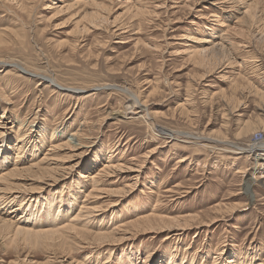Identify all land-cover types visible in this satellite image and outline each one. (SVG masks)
<instances>
[{
  "label": "rangeland",
  "instance_id": "rangeland-1",
  "mask_svg": "<svg viewBox=\"0 0 264 264\" xmlns=\"http://www.w3.org/2000/svg\"><path fill=\"white\" fill-rule=\"evenodd\" d=\"M24 1L25 11L15 0H0V34L8 33L1 34L4 43H0L3 44L0 60L7 61V65H0V147L7 146L8 155L11 153L13 159L18 154L24 164L22 168H28L33 162L42 167L52 166L50 159L64 160L66 154L64 151L56 153L47 146L51 132L64 131L67 135L72 130H80L83 127L80 123L84 121L87 128L94 126L86 133L91 139L85 155L72 171L55 172L57 183L51 185L50 181L43 189L38 188L39 184L24 186L23 182H16L23 185L15 190L18 195L11 196L7 202L4 200L10 196L0 195L3 197L0 218L23 221L32 225L35 232L56 230L68 224L69 217L64 213L70 209L69 216L76 215L82 203L87 202L95 209L88 216L83 213L77 225L85 232L82 248L74 246L68 255L58 251V259L54 260L53 249L43 242L33 245L32 240L24 237L23 241L21 236L12 245L9 238L13 235L4 232L0 233V264L262 263L264 186L259 179L252 188L253 195L250 198L244 195L245 191L250 194L244 181L256 173V162L253 156L244 160L247 155L242 151L255 143L264 146V100L254 91L256 87L264 92V76L257 77L253 73V67L264 64V2L254 11L255 18H246L242 26L237 20L243 18L241 7L250 0H245L243 5L235 3L236 0H223V4L219 3L222 0H93L98 7L75 8V14L73 10L55 14L47 9L52 2L57 7L63 0ZM97 8L104 10L108 22L84 32L77 22L83 13ZM118 29L121 31L117 32ZM226 29L229 40L246 46L242 48L243 55L235 61H244L247 67L232 69L227 65L225 53H218L219 59L212 63L215 59L211 56L202 61V57L192 51L194 46H200L198 41L224 40ZM243 75L248 76L254 86L242 80ZM40 77L58 83L66 91L81 89L82 92H58L42 84ZM94 87H99L100 91L92 89ZM128 93L138 95L142 101H147L149 95L145 101L146 112L153 130L143 122L141 114L127 115L122 122L114 118L127 102L126 98L130 99ZM132 117L135 119H130ZM30 120L32 127L23 128ZM19 123H22L21 130L17 129ZM247 126L252 128L248 136H240ZM40 127L44 131L39 133ZM24 130L30 132H26L28 136L21 144L17 137ZM257 131L262 133L261 137L256 136ZM29 138L31 142L37 141L26 147ZM168 138L173 141L168 143ZM38 145L45 148L37 153ZM203 145L214 149L206 152ZM105 146H111L109 155L116 157L109 165H126L127 170L120 169L113 179L101 176V184L93 192L99 191L95 194L99 199L93 200L86 195L91 188L90 180L79 177L102 169ZM14 147L21 149L15 151ZM152 149L154 153L149 154ZM113 150L116 151L113 153ZM43 157L46 163L41 161ZM180 158L189 159L176 167V160ZM201 161H205L204 168L197 167ZM244 166V175L236 172ZM3 171L6 169L0 167V172ZM46 179L50 180L45 178L43 182ZM178 189L180 195L173 197L168 193ZM153 214L175 221L194 217L196 221L188 222L186 231L179 237L167 239L168 235L178 233L177 229L146 233L143 228L136 230L129 226ZM118 228L124 230V234L120 231L114 236L115 242L93 240L106 232L112 234ZM109 243L111 245L107 246Z\"/></svg>",
  "mask_w": 264,
  "mask_h": 264
},
{
  "label": "bare ground",
  "instance_id": "bare-ground-1",
  "mask_svg": "<svg viewBox=\"0 0 264 264\" xmlns=\"http://www.w3.org/2000/svg\"><path fill=\"white\" fill-rule=\"evenodd\" d=\"M10 1V0H9ZM13 2H14V0H12ZM16 2H14V3H16V4H18L19 6H20V8H22V10L23 11H25L26 10V8H27V4H25L22 0H15ZM27 1V0H26ZM59 1H62V0H59ZM89 1V0H88ZM97 1V0H96ZM111 1V0H110ZM116 1V0H115ZM114 1V2H115ZM165 1V0H164ZM228 1V0H227ZM251 2L249 3L248 2V5H246V6H242L241 8H243L244 10L242 11V13L240 12V14L241 15H243V18H241V19H238L237 20V24L238 23H240L241 25L242 24H244L245 23V19L246 18H255V13H254V11L258 8V6L259 5H261L262 3V1L264 2V0H250ZM107 2H108V0H107ZM223 0H222V2L221 1H219V3H221V4H223ZM225 2H226V0H225ZM224 2V3H225ZM241 3V5H243L244 3H246L245 2V0H236V2L235 3ZM60 3V2H59ZM65 3V4H64ZM261 3V4H260ZM61 4V5H60ZM59 4V6H57V7H55L54 5H56L55 3H51L50 5H48L47 6V9H49V10H52V11H54L55 12V14L57 13H65V12H67V11H70V10H73V9H75V8H79V7H86V6H88V5H91V7L93 6V5H95L94 4V2H93V0H90L89 2H87L86 0H63L61 3ZM17 5V6H18ZM58 5V4H57ZM103 4H101V6H102ZM163 5V4H162ZM263 5V4H262ZM96 6V5H95ZM106 6H108V5H106ZM130 6V5H129ZM132 6V5H131ZM264 6V5H263ZM96 7H98V6H96ZM136 7V6H135ZM135 7H133V8H135ZM139 7H140V5H139ZM17 8V7H16ZM102 8V7H101ZM101 8H97V10H94V11H89L90 13H86L85 11V13H83L82 14V12H81V14H82V17L80 18V20L77 22V23H79V24H81L80 25V27H82L81 28V30H83L84 32H87V30H89L90 28H95V26H101V24H103V23H107L108 22V20H107V17L104 15V10L102 9V11H99L98 9H100L101 10ZM108 8V7H107ZM106 8V9H107ZM138 8V7H137ZM141 8V7H140ZM46 9V10H47ZM96 9V8H95ZM104 9H105V7H104ZM129 9H130V7H129ZM88 10V9H87ZM86 10V11H87ZM137 10V9H136ZM139 10V9H138ZM148 10V9H147ZM153 10V12H154V9H152ZM241 10V9H240ZM74 11L75 10H73V14H75L74 13ZM111 11V10H110ZM128 11V10H127ZM71 12V11H70ZM88 12V11H87ZM106 12H108L107 10H106ZM132 12V11H131ZM134 12V11H133ZM151 12V11H150ZM150 12H147V13H149V14H152V13H150ZM68 13V12H67ZM137 13H138V11H137ZM54 14V15H55ZM106 14V13H105ZM140 13H138V15H139ZM144 14V13H143ZM79 15V14H78ZM107 15V14H106ZM155 15V14H154ZM76 16H77V14H76ZM151 16V15H150ZM215 16V15H214ZM259 16V15H258ZM53 17V16H52ZM242 17V16H241ZM54 19V18H53ZM147 19V18H146ZM137 20V19H136ZM48 21V20H47ZM247 21V20H246ZM253 21V20H252ZM194 22V21H193ZM220 23V22H219ZM253 23V22H252ZM78 24V25H79ZM222 24V23H221ZM221 24H219L218 26L219 27H225V25H221ZM77 25V26H78ZM106 25V24H105ZM236 26L237 25H235V27H234V29L236 28ZM243 26V25H242ZM247 26V25H246ZM245 26V27H246ZM254 26V25H253ZM103 27V26H102ZM105 27V26H104ZM101 28V27H100ZM237 28H239V27H237ZM78 29H80L79 28V26L77 27V30ZM240 29V28H239ZM244 29V28H243ZM243 29H241L242 31H244ZM58 30V29H57ZM262 30V29H261ZM4 31H7V30H4ZM82 31V32H83ZM119 31H121L120 29H118L117 30V32H119ZM229 30H227L226 29V31H225V35H226V37L224 38V40H221L220 38H218L219 39V42L218 43H216L215 41H212L211 42V40H206V39H202L203 41H198L197 43L200 45L198 48L197 47H193L194 48V50H192V51H194V52H196V54L199 56V57H202V61H204V59H205V61H206V59L207 58H209V56H211L212 57V59H215L214 60V62H212V63H215L216 62V60L217 59H219V58H217V56H218V53H222V54H224V55H226V58L225 59H227V62H228V66L229 67H231L232 69L233 68H237V67H242L243 65V67H245L246 66V64L247 63H244V61L243 62H236L235 60H236V58H238V56H241V55H243V49L242 48H246V46H244L243 44H241L240 43V41L239 42H232L231 40H229V34H227L226 32H228ZM238 31V30H237ZM11 32V31H10ZM91 32V31H90ZM115 33H116V30L114 31ZM230 32H233V30L232 31H230ZM235 32H236V30H235ZM13 33V32H12ZM74 33V32H73ZM1 34H4V35H8V33H1ZM0 34V43H4V40H3V35H1ZM118 35V34H117ZM186 35V34H185ZM249 35V34H248ZM13 36V35H12ZM22 36V35H21ZM263 37V36H262ZM10 38V37H9ZM22 38V37H21ZM193 38H194V36H193ZM222 38V37H221ZM234 38V37H233ZM237 38V36L234 38V39H236ZM23 39V38H22ZM181 39V38H180ZM192 39V38H191ZM195 39V38H194ZM23 41V40H22ZM74 41V40H73ZM189 41H190V39H189ZM193 41V40H192ZM69 42V41H68ZM187 42V41H186ZM58 43V42H57ZM100 43V42H99ZM119 43H121V42H119ZM193 43H194V41H193ZM196 43V42H195ZM204 43H206L207 45H204ZM7 44V43H6ZM147 43H145V45H146ZM1 45H3V44H1ZM0 45V46H1ZM9 45V44H8ZM138 45V44H137ZM149 45V44H148ZM147 45V46H148ZM226 45H228L227 46V48H229V49H226ZM147 46H146V48H147ZM153 46V45H152ZM76 47V46H75ZM148 48H150V46L148 47ZM155 48V47H154ZM153 48V49H154ZM192 48V47H191ZM191 48H190V50H191ZM192 48V49H193ZM195 48H197V50L195 51ZM151 49H152V47H151ZM155 50V49H154ZM191 53V52H190ZM221 54V55H222ZM190 56V55H189ZM194 56V55H193ZM211 57H210V59H211ZM219 57H220V55H219ZM223 57V56H222ZM225 57V56H224ZM193 58V57H192ZM249 58V57H248ZM221 59V58H220ZM199 60V59H198ZM197 60V61H198ZM238 60V59H237ZM249 60V59H248ZM250 60H252V59H250ZM200 61V60H199ZM212 61V60H211ZM220 62H221V60H219ZM258 62V61H257ZM199 63V62H198ZM202 63V62H201ZM200 63V64H201ZM205 63V62H204ZM207 63V65L210 63V62H206ZM250 63V62H249ZM248 63V64H249ZM259 63V62H258ZM195 64H197V63H195ZM199 64V65H200ZM0 65H7V61H4V60H0ZM199 65H197L196 67L198 68V66ZM205 65V64H204ZM215 65H218V64H215ZM247 67V66H246ZM250 68V67H249ZM206 69V68H205ZM205 69H202V70H205ZM231 69V70H232ZM245 69V68H244ZM253 69L255 70V71H253V73H254V75H256L257 77L258 76H264V64H262V63H259L257 66H255V67H253ZM22 70V71H21ZM20 71L22 72V73H24L23 71H24V69H21ZM206 71H207V69H206ZM205 71V72H206ZM210 71V70H209ZM240 71V70H239ZM26 72V71H25ZM25 74V73H24ZM32 74H34V73H32ZM37 75V74H36ZM28 76V75H27ZM198 77V76H197ZM33 78V77H32ZM41 78V80H42V82H44V83H42V84H48L50 87H53L52 89H54V90H58V92L59 91H66V90H64L65 88H62L58 83H54L53 81H49L47 78H45V77H40ZM249 77L248 76H241V79L242 80H244L247 84H249V85H251V86H254V85H252V80H249L248 79ZM33 79H35V78H33ZM260 79H262V78H260ZM259 79V80H260ZM51 80V79H50ZM241 80V81H242ZM264 80V79H263ZM37 82H38V79H37ZM41 83V82H40ZM155 83V82H154ZM157 83V82H156ZM254 83V82H253ZM262 83H264V82H262ZM102 84V83H101ZM106 85V84H105ZM103 86V85H102ZM109 86V85H108ZM236 86V85H235ZM261 86V85H260ZM38 87V86H37ZM152 87H154V86H152ZM234 87V86H233ZM232 87V88H233ZM49 88V87H48ZM103 88V87H102ZM101 88V89H102ZM112 88H113V86H112ZM36 89V88H35ZM92 89H95V90H97V91H100V89H99V87H94V88H92ZM162 89V88H161ZM38 90V89H37ZM70 90H73V92H71ZM105 90V89H104ZM150 90V89H149ZM151 90H152V88H151ZM150 90V91H151ZM156 90V89H155ZM67 91H69V93L71 92V93H74V92H82V90L81 89H69V90H67ZM66 91V92H67ZM153 91V90H152ZM159 90H157V92H158ZM249 91V90H248ZM254 91H255V94H257V95H259L260 96V98H262V100H264V92H262V91H260L259 89L257 90L256 89V87H254ZM264 91V90H263ZM2 92V91H1ZM149 92V91H148ZM147 92V93H148ZM154 92V91H153ZM4 93V92H3ZM13 93V92H12ZM68 93V92H67ZM127 93V92H126ZM149 94V93H148ZM147 94V95H148ZM151 95V94H150ZM231 95V94H230ZM128 96L130 97V99H128V98H126V100H127V102L122 106V109H121V111H119V112H117V115H115L114 113V118L115 119H117L118 121L117 122H122V121H124V120H126L127 119V115L128 116H130V115H132V116H136V115H139V114H141L143 117H144V120L145 121H143L145 124H147V126H148V128L149 127H151V129L150 130H153V128H152V124H150L149 122H148V120L150 119L149 117H148V114H147V109H146V102L148 101V96H147V101L146 100H144V101H142L139 97H138V95L136 96L135 94H133V93H128ZM232 96V95H231ZM1 97V96H0ZM13 97V96H12ZM188 97V96H187ZM190 98V97H189ZM3 99V98H2ZM12 100V99H11ZM187 101H188V99H186ZM185 100V101H186ZM190 100V99H189ZM2 101V100H1ZM0 101V102H1ZM146 101V102H145ZM9 102V101H8ZM189 102V101H188ZM263 102V101H262ZM4 103V102H3ZM186 103V102H185ZM185 105V104H184ZM180 106H182V105H180ZM189 106V105H188ZM191 106V105H190ZM185 108V107H184ZM5 109V108H4ZM3 109V110H4ZM5 111V110H4ZM14 111V110H13ZM128 111H131L130 113H126V112H128ZM192 111V110H191ZM116 112V111H115ZM109 113V112H108ZM33 114V116H35V113L33 112L32 113ZM192 114V113H191ZM264 114V113H263ZM154 116H156V115H154ZM113 117V116H112ZM140 118H141V116H140ZM34 119V118H33ZM130 119H135L134 117H132V118H130ZM132 121V120H131ZM31 123H32V120H30L29 121V123L28 122H25L24 124H23V128H26V126H28L29 128H31L32 127V125H31ZM81 125H83V127L80 129V130H76V131H71V132H69L67 135L65 134V132L63 131L62 133H60V131L59 132H57V131H53V132H51V138L49 139V141H48V147H51L52 149H53V151L55 150L56 151V153L58 152H62V151H64L65 152V154H66V157L64 158V160H58V159H50V161L51 162H53V164H52V166H47V167H42V166H40L38 163H34L33 162V164H30V166H28V168L27 167H25V168H22L23 167V162H22V164H21V160H20V158H18V154L17 155H15L14 156V158L15 159H13V157H10V155H11V153H9V155H8V147L6 146V148L2 145L0 148V167H4L5 169H6V171H3L2 173L0 172V195H5V196H10V197H8V198H5V202H7L10 198H11V196H13V195H18V193H14L15 192V190L17 191V190H19L21 187H23V185L21 186L20 184H18V183H16V182H19V181H21V182H23V184H25L24 186H30L31 184H35L36 186H37V184H39V186H38V188H41V189H43V187H45V185L47 186L49 183L48 182H50V184L51 185H53V184H55V183H57L56 182V180H54V178H56L54 175V173L56 172L57 174H60V172L61 173H66V172H70V171H72L75 167H76V165H78V163L80 162V160H82L81 158L82 157H84V153H85V149H87V147H88V142H90V137L88 138L87 137V132H89L88 131V129L89 128H93V126H94V124H92V125H90L91 127H88L87 128V126H86V122L84 121V122H81L80 123ZM22 126V123H19V127L17 128L18 130H21V127ZM79 128V127H78ZM96 128V127H95ZM158 128V127H157ZM87 129V130H86ZM244 129V130H243ZM242 130H243V133H242V131L239 133V135L241 136V134H243L244 136H248V133H250V131L252 130V128L250 127V126H247L246 128H243ZM30 130V129H29ZM29 130H24L18 137H17V141H18V143H21V144H23V142H24V137H26V136H28L27 135V131H29ZM44 131V128H41L40 127V129H39V133L41 132V131ZM161 130V129H160ZM164 130V129H163ZM30 132V131H29ZM171 132V131H170ZM38 133V132H37ZM36 133V134H37ZM155 133V132H154ZM164 133V132H163ZM223 133V132H222ZM257 134H256V136L258 135L259 137H261L262 135V133H258V131L256 132ZM57 134V135H56ZM167 134V133H166ZM177 134V133H176ZM203 134V133H202ZM38 135V138H39V134H37ZM221 136V135H220ZM165 137H167V136H165ZM168 137H169V135H168ZM171 137V136H170ZM222 138V137H221ZM238 138V137H237ZM240 138V137H239ZM167 139V138H166ZM214 139V138H213ZM212 139V140H213ZM209 140V139H208ZM257 140H259V138H257ZM256 140V141H257ZM262 140V139H261ZM33 141H37V140H33ZM33 141L31 142V139L29 138V139H27L26 140V147H27V145L30 143H32L33 144ZM53 141H56V143H54ZM58 141H60V143L61 142H63L62 144H59V142ZM168 143H171L173 140H171L170 141V138H168ZM53 142V143H52ZM221 143V142H220ZM259 143V142H258ZM127 144V143H126ZM207 144V143H206ZM44 145V144H43ZM43 145H41L40 147H39V145L37 146V150L35 151V152H37L38 153V151H40V150H42L43 148H45ZM125 145V144H124ZM123 145V146H124ZM250 145V144H249ZM176 146V145H175ZM204 146V150L206 151V152H208V151H211V150H213L214 149V147H211V146H208V145H203ZM34 147V146H33ZM35 147H36V145H35ZM111 147V146H110ZM109 146H105L104 148H103V151H105V153L103 154V158H104V160H105V162L107 161V163L109 162V163H111V160L112 159H114V158H116V157H111L110 155H109V153H110V151H111V148H110ZM177 147V146H176ZM15 148V151H19L21 148L20 147H14ZM17 148V149H16ZM55 148V149H54ZM119 148V147H118ZM261 148V149H260ZM262 148H263V150H262ZM30 149V148H29ZM28 149V150H29ZM49 149V148H48ZM51 149V150H52ZM244 149V148H243ZM12 150H13V148H12ZM32 151H33V149H31ZM117 150V149H116ZM116 150H113V153H114V151H116ZM125 150V149H124ZM222 150V149H221ZM224 150V149H223ZM118 151H119V149H118ZM225 151V150H224ZM10 152V151H9ZM31 152V151H30ZM34 151H33V155H35L34 153H35ZM220 152V151H219ZM233 152H235V151H233ZM18 153V152H17ZM20 153V152H19ZM112 153V152H111ZM122 153V152H121ZM149 154H153L154 153V149H152V150H150L149 152H148ZM48 154V153H47ZM242 154H246L247 155V157L246 158H244V160H248L250 157H254V160H255V162H256V166H255V170L254 171H256V173L254 174L253 173V177H246L245 178V181H244V186L247 188V189H249V192H250V194H248V191H245L244 192V195L247 197V198H250V195L252 196L253 195V193H252V188L254 187V186H256V184H257V181L259 180V179H262L261 180V185L262 186H264V146H262V145H259V144H251L250 146H249V148L248 149H245L244 151H242ZM117 155V154H116ZM168 155V154H167ZM12 156V155H11ZM54 156H56L55 154H53V157ZM125 157V156H124ZM184 157V156H183ZM120 158V157H119ZM146 158V157H145ZM65 159H67V160H65ZM189 159V158H188ZM187 159V160H188ZM237 159V158H236ZM238 159H240V158H238ZM237 159V160H238ZM13 160V161H12ZM123 160V159H122ZM186 158H180L179 160H176V167H178V165H180V164H183V163H185L186 161ZM41 161L42 162H45L46 161V158L45 157H43V159H41ZM65 161H67V162H65ZM131 161H134V159H131ZM144 161V160H143ZM50 162V163H51ZM104 162V163H105ZM46 163V162H45ZM47 163H48V161H47ZM103 163V165L101 166L102 167V169H98L96 172H94L93 173V175L90 173V176H86V175H82V176H80L79 177V179H88V180H90V190H89V193L88 194H86L88 197H93V200H94V198H95V200L96 199H99V198H96L95 196V194L97 193V192H99V191H97L95 194H93V192L94 191H96L97 189H98V187L100 186V184H101V176H102V178H103V176H106V178L107 177H109V178H112L113 176H116V174L117 173H119V171H120V169H122V168H125V166L123 167V165L122 164H117V165H115V166H113L112 164L111 165H109V163L106 165V164H104ZM138 163V162H137ZM188 163V162H187ZM128 164V163H127ZM140 166H142V163H140L139 164ZM203 165H205V161H201V163L199 162L198 163V165H197V167H202ZM127 166H129V165H127ZM184 166V165H183ZM131 167V166H130ZM134 167V166H133ZM205 166H203L202 168H204ZM138 168H140V167H138ZM3 169V168H2ZM126 170H127V168H125ZM123 170V169H122ZM136 170H138V169H136ZM122 172H125V171H122ZM236 172H238V173H242L243 175L245 174V166H244V168L243 167H241V168H239L238 169V171H236ZM24 174H26L27 176H24ZM56 174V175H57ZM256 174H259V177H256ZM62 175V174H61ZM45 178H49L50 180H47L46 182H43V181H45ZM58 178H59V176H58ZM121 178V177H120ZM57 179V178H56ZM101 179V180H100ZM113 179V178H112ZM87 181V180H86ZM111 183V182H110ZM83 185V184H82ZM111 185V184H110ZM105 186V185H104ZM112 186H114V185H112ZM235 186V185H234ZM179 187V186H178ZM133 188V187H132ZM182 188V187H181ZM14 189V190H13ZM122 189H125L126 190V188H122ZM108 190V189H107ZM116 190V189H115ZM22 191V190H21ZM110 191H113V190H110ZM180 189H178V190H171V191H169L168 193L169 194H171L173 197L175 196V195H180ZM243 191V190H242ZM187 192V191H186ZM186 192H182V193H186ZM20 193H22V192H20ZM113 193V192H112ZM115 193V192H114ZM127 193V192H126ZM119 194H121V192L119 193ZM109 195H110V193H109ZM112 195V194H111ZM101 196V195H100ZM105 196V195H104ZM107 196V195H106ZM121 196V195H120ZM168 196V195H167ZM2 197V196H1ZM1 197H0V201H1ZM98 197V196H97ZM108 197H110V196H108ZM123 197V196H122ZM3 198V197H2ZM15 198V197H14ZM114 198V197H113ZM169 198V197H168ZM16 199V198H15ZM14 199V200H15ZM78 199V198H77ZM104 199V198H103ZM172 199V198H171ZM18 200V199H17ZM29 201V200H28ZM77 201V200H76ZM161 201V200H160ZM84 202V201H83ZM111 203V202H110ZM84 203H82V205H81V209L78 211V212H76V215H74V216H69V211H70V209H68L67 211H66V213H64V215L65 216H67V217H69V219H67L68 221V224H65L64 226H60L61 228H59V229H56V228H58V227H56L55 229L56 230H54L53 228V230L51 229V230H40V231H35V232H33L32 231V225H28V224H26V223H23V221L21 222L20 220H11V219H6V217H5V219L4 218H0V233L2 234V233H7V234H9V235H13V238H9V243H11L12 242V245H13V243H14V245H15V242H18V238H21V236H23L21 239L23 240V241H25L23 238L25 237V239H27V240H32L33 241V245H34V243L35 244H37L36 242H43L44 244H45V246L47 247V248H52L53 250V252L51 253V255L53 256V258H54V260H56V258L58 259V256L57 255H59L58 254V251H60V252H67V255L69 254L68 253V251L70 252L71 250H72V248H74V246H78V248L79 247H81V245L82 244H84L85 242H84V240H86V239H84L83 237L85 236V232H83V231H80V229H79V226H77L78 225V223H79V221L81 222V217H84V214L83 213H86L87 214V216L89 215V214H92V212H93V209H95L94 207H93V209L91 208V206L90 205H88V203L86 202L84 205H83ZM112 204V203H111ZM13 205H14V202H13ZM114 205V204H113ZM27 207L26 208H28V205H26ZM95 206V205H94ZM107 206V205H106ZM2 207H3V205H2ZM1 207V208H2ZM7 207V206H6ZM98 208H100L99 206H97ZM109 207H111V206H109ZM219 207V206H218ZM235 207V206H234ZM25 208V209H26ZM3 209V208H2ZM1 209V210H2ZM101 209H104V208H102L101 207ZM216 209H217V207H216ZM222 209V208H221ZM234 209V208H233ZM0 210V211H1ZM105 210V209H104ZM219 210V209H218ZM217 210V211H218ZM231 210V209H230ZM230 210H228V211H230ZM9 211H10V209H9ZM23 211V210H22ZM27 211V210H26ZM217 211H216V214H217ZM224 212H225V210H223ZM232 211V210H231ZM5 212V211H4ZM12 212V211H11ZM16 212V211H15ZM24 212V211H23ZM209 212V211H208ZM207 212V213H208ZM211 212V211H210ZM220 212V211H219ZM3 213V212H2ZM13 213V212H12ZM29 213V212H28ZM95 213V212H94ZM99 213H100V210H99ZM214 213H215V211H214ZM221 213H223V212H221ZM5 214V213H4ZM7 214H8V212H7ZM38 214V213H37ZM54 214V213H53ZM59 214V213H58ZM211 214H212V212H211ZM219 214V213H218ZM27 215V214H26ZM36 215V214H35ZM129 215V214H128ZM208 215V214H207ZM33 216V215H32ZM206 216V215H205ZM18 217H19V215H18ZM54 217V216H53ZM199 217V216H198ZM20 218V217H19ZM22 218H24V217H22ZM35 218H36V216H35ZM87 218V217H86ZM171 218V217H170ZM176 218V217H175ZM213 218V217H212ZM57 219V218H56ZM178 219H180V218H178ZM22 220V219H21ZM53 220V219H52ZM84 220V219H83ZM86 220V219H85ZM177 220V219H176ZM202 219H200V221H201ZM206 220V219H205ZM209 220V219H208ZM207 220V221H208ZM57 221V220H56ZM62 221V220H61ZM64 221V220H63ZM194 222V221H196L195 219H194V217H192V218H187L186 220H179V221H175V220H170V219H167V218H165V217H160L159 215H155V214H153V215H148V216H145V217H142L140 220H138V221H136L135 223H133V224H129V226H133L132 228H134V229H138V228H143L142 230H143V232H146V233H152V232H156V233H161V232H163V231H173L172 229H177L176 230V232H178V233H172L171 235H168L167 237H166V239L167 238H170V237H173L174 238V236L175 237H179V235H182L183 234V232L184 231H186L185 229H186V225L188 224V222ZM34 221H32V223H33ZM52 222V221H51ZM97 222V221H96ZM181 222L183 223V224H181ZM60 223V222H59ZM85 223V222H84ZM84 223H82L83 225H84ZM100 223V222H99ZM119 223V222H118ZM172 223H174L173 225H172ZM52 224V223H51ZM50 224V225H51ZM55 224H56V222H55ZM63 224V223H62ZM202 224H205V223H202ZM201 224V225H202ZM23 225H25V227L27 228H22L21 226H23ZM81 225V224H80ZM124 225V224H123ZM122 225V226H123ZM209 225V224H208ZM49 226V225H48ZM37 227V226H36ZM44 227V226H43ZM93 227V226H92ZM172 227H176V228H172ZM188 227V226H187ZM197 227V226H196ZM38 228V227H37ZM45 229V228H44ZM97 229V228H96ZM124 229V228H123ZM126 229V228H125ZM36 230V229H35ZM127 230V229H126ZM159 230V231H158ZM87 231V230H86ZM113 231H114V229H113ZM116 231V232H115ZM112 234L110 233V234H106V233H104V235H101V236H99V237H95V239H93V240H98V241H106V242H115V240H114V236H116L117 234H120L119 232L120 231H122V229L121 228H118V230L116 229ZM124 232V230L122 231V233ZM128 232V231H127ZM130 232V231H129ZM128 232V233H129ZM70 233H73L72 234V236H70L71 234ZM87 233V232H86ZM6 234V235H7ZM70 234V235H69ZM90 234V233H89ZM106 234V235H105ZM124 234V233H123ZM125 234H127V233H125ZM9 235H8V237H9ZM6 237V236H5ZM4 237V238H5ZM88 237V236H87ZM118 237V236H117ZM91 239L93 238V237H90ZM124 239V236H122V237H120V240L122 241ZM26 240V241H27ZM83 241V242H82ZM117 241V240H116ZM118 242V241H117ZM120 242V241H119ZM123 242V241H122ZM27 243V242H26ZM95 243V242H94ZM93 243V244H94ZM99 243V242H98ZM20 244V243H19ZM18 244V245H19ZM40 244V243H39ZM96 244H97V242H96ZM105 244V243H104ZM113 244V243H112ZM7 245V244H6ZM27 245V244H26ZM32 245V246H33ZM102 245V244H101ZM108 245H111L110 243L109 244H107V246ZM7 246H9V245H7ZM20 246V245H19ZM32 246H30L32 249H35L34 247H32ZM38 246V245H37ZM10 247V246H9ZM27 247V246H26ZM41 247V246H40ZM12 248V247H11ZM15 248V247H14ZM42 248V247H41ZM82 248V247H81ZM98 248V247H97ZM16 249V248H15ZM39 249V248H38ZM76 249V248H75ZM17 250V249H16ZM48 251V250H47ZM73 252V251H72ZM62 254V253H61ZM71 254V253H70ZM28 255V254H27ZM111 255V254H110ZM63 257V256H62ZM65 257V256H64ZM219 257V256H218ZM239 258V257H238ZM172 259V258H171ZM53 260V261H54ZM50 261V260H49ZM106 261V260H105ZM263 262H264V260H263ZM263 262L262 263H260V264H263ZM91 264V263H90ZM107 264H109V263H107ZM145 264V263H144Z\"/></svg>",
  "mask_w": 264,
  "mask_h": 264
}]
</instances>
